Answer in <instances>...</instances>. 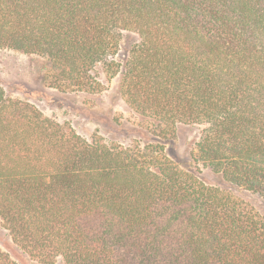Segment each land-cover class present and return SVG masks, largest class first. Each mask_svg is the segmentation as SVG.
<instances>
[{
	"label": "trees",
	"instance_id": "trees-1",
	"mask_svg": "<svg viewBox=\"0 0 264 264\" xmlns=\"http://www.w3.org/2000/svg\"><path fill=\"white\" fill-rule=\"evenodd\" d=\"M0 49L61 91L118 78L142 126L86 140L0 89V264H264V0H0Z\"/></svg>",
	"mask_w": 264,
	"mask_h": 264
},
{
	"label": "rangeland",
	"instance_id": "rangeland-1",
	"mask_svg": "<svg viewBox=\"0 0 264 264\" xmlns=\"http://www.w3.org/2000/svg\"><path fill=\"white\" fill-rule=\"evenodd\" d=\"M137 39L134 33L123 34L116 57L118 62L124 61L131 54ZM50 70L37 55L0 49V89L7 97L29 102L45 116L70 124L86 140L99 135L108 143L128 146L139 139L142 126L122 97L118 78L107 80L104 76L98 77L103 85L102 91L98 93L88 94L78 89L61 91L52 86ZM198 133L197 127L180 126L177 136L172 140L174 144L170 146L171 151L187 160ZM205 176L214 181L210 172H205ZM251 201L255 205L261 204L257 198H252ZM4 239L0 224V248L3 247ZM20 259L26 262L23 258ZM27 264L39 263L30 261Z\"/></svg>",
	"mask_w": 264,
	"mask_h": 264
}]
</instances>
